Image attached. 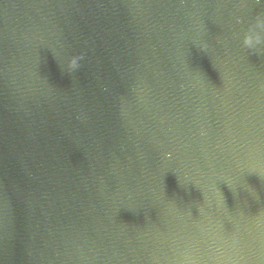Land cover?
I'll return each instance as SVG.
<instances>
[{
	"label": "water",
	"instance_id": "1",
	"mask_svg": "<svg viewBox=\"0 0 264 264\" xmlns=\"http://www.w3.org/2000/svg\"><path fill=\"white\" fill-rule=\"evenodd\" d=\"M0 264H264V0H0Z\"/></svg>",
	"mask_w": 264,
	"mask_h": 264
}]
</instances>
